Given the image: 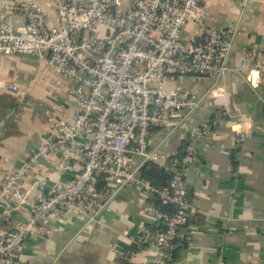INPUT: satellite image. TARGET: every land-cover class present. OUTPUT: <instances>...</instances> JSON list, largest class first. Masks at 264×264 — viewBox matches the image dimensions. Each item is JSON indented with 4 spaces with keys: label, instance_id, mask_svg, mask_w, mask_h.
I'll return each mask as SVG.
<instances>
[{
    "label": "built area",
    "instance_id": "1",
    "mask_svg": "<svg viewBox=\"0 0 264 264\" xmlns=\"http://www.w3.org/2000/svg\"><path fill=\"white\" fill-rule=\"evenodd\" d=\"M55 1L54 25L35 1L0 12V55H48L76 108L72 114L61 105L48 111L47 140L2 183L0 264L19 263L29 234L50 235L46 220L82 217L92 224L109 199L132 184L143 188L144 209L165 226L144 227L133 241L141 248L153 244L155 264H163L190 219L186 170L197 159L200 139L226 116V107L190 138L182 153L153 147L149 138L154 128L168 129L178 121L167 131L172 132L209 97L224 95L219 83L232 69L240 26L216 27L206 0ZM19 9L26 21L15 26ZM190 23L197 34L187 40L184 32ZM236 69L252 85L264 83V49H248ZM189 76L211 77L213 83L203 93L169 85ZM6 88L20 91L14 83ZM245 124L251 129V121ZM146 162L171 173L167 186L155 188L140 175ZM60 174H68L70 181L54 177ZM101 181L104 189L99 188ZM169 204L176 207L172 213L162 208ZM22 211L25 218L17 219L15 214ZM122 256L140 264L135 252L125 249Z\"/></svg>",
    "mask_w": 264,
    "mask_h": 264
},
{
    "label": "crops",
    "instance_id": "2",
    "mask_svg": "<svg viewBox=\"0 0 264 264\" xmlns=\"http://www.w3.org/2000/svg\"><path fill=\"white\" fill-rule=\"evenodd\" d=\"M28 1L39 3L49 24H55V0H0V12ZM206 2L216 27L240 26L230 59L232 69L219 83L224 95L209 97L191 120L172 132L153 130L149 142L167 153L177 152L184 138L202 128L218 106L226 107L227 114L200 139L197 159L186 170L193 205L190 219L180 229L182 242L163 264H264V83L252 85L236 69L243 65L248 49H264V0ZM25 21L23 11L17 10L14 25ZM196 34V25L190 23L185 39ZM48 58L0 55V190L7 174L47 140L48 111L53 112L56 105L67 114L76 109L66 82ZM9 83L20 91L7 89ZM212 83L211 77L189 76L169 85L203 93ZM246 120L252 122L251 129ZM54 177L70 181L68 174ZM101 198L107 197L102 193ZM146 199L143 188L132 184L110 198L92 224L82 217L46 220L50 235L29 234L18 264H120L123 250L135 244L133 238L144 227L158 226V219L144 209ZM25 215L22 211L15 217ZM155 257L153 244L136 253L140 264H155Z\"/></svg>",
    "mask_w": 264,
    "mask_h": 264
},
{
    "label": "trees",
    "instance_id": "3",
    "mask_svg": "<svg viewBox=\"0 0 264 264\" xmlns=\"http://www.w3.org/2000/svg\"><path fill=\"white\" fill-rule=\"evenodd\" d=\"M222 107V105L221 106H218L216 109H215V111H214V113H213V115H212V117H211V119L208 121V122H206L205 124H208V123H211L213 120H214V118H215V112H217L220 108ZM194 117V116H193ZM192 119V117H189L185 122H187V121H189V120H191ZM177 122L178 121H175V122H172L170 125H169V127H168V129H164V128H161V127H156V128H154L153 130H157V129H164V131L165 132H167L168 130H169V128L170 127H172V126H174V125H176L177 124ZM184 122V123H185ZM183 123V124H184ZM181 126V125H180ZM203 128V127H202ZM202 128H198V130L196 131V133L199 131V130H201ZM152 130V131H153ZM195 133V134H196ZM194 133L193 134H191V135H187L185 138H184V140L182 141V145H181V147H179V149H178V152L179 153H182L183 151H184V149H185V147H186V145L188 144V142L190 141V138L193 136V135H195ZM140 175L144 178V179H146V180H148L155 188H158V189H162V188H164L165 186H167L168 185V183H169V181H170V178H171V173L169 172V171H167V170H165V168H163L162 166H159L158 164H156V163H153V162H146L143 166H142V168L140 169ZM104 186H105V182L104 181H101L100 182V185H99V188L100 189H104ZM189 194V193H188ZM155 200H156V203H159V201L155 198ZM163 208V210L165 211V212H168V213H172V212H174V210H175V205L174 204H169V205H165V206H163L162 207ZM158 226H148V227H151L152 229H156V228H161V229H163L165 226H164V224H163V222L161 221H159L158 220ZM187 226V225H186ZM182 239H179V237L177 238V239H175V247L173 248V250H172V252H174V249L176 248V245L178 244V243H181L182 241H181ZM182 244H184L185 246H186V243H182ZM141 249V247H138L137 246V244H132V245H130L128 248H126V250H128V251H130V252H135V253H137L139 250ZM175 257H177L176 255H175ZM120 264H132L127 258H125L124 256H121V258H120Z\"/></svg>",
    "mask_w": 264,
    "mask_h": 264
}]
</instances>
